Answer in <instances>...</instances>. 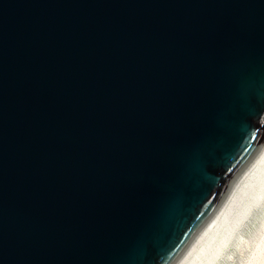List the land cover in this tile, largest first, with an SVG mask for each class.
Here are the masks:
<instances>
[{"label": "water", "instance_id": "1", "mask_svg": "<svg viewBox=\"0 0 264 264\" xmlns=\"http://www.w3.org/2000/svg\"><path fill=\"white\" fill-rule=\"evenodd\" d=\"M264 145V0H0V264H175Z\"/></svg>", "mask_w": 264, "mask_h": 264}, {"label": "bare ground", "instance_id": "2", "mask_svg": "<svg viewBox=\"0 0 264 264\" xmlns=\"http://www.w3.org/2000/svg\"><path fill=\"white\" fill-rule=\"evenodd\" d=\"M175 264H264V145Z\"/></svg>", "mask_w": 264, "mask_h": 264}]
</instances>
